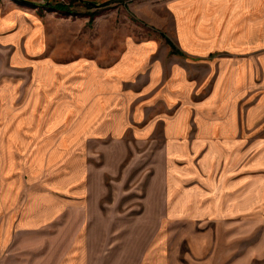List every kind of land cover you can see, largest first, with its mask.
Masks as SVG:
<instances>
[{
    "label": "rangeland",
    "instance_id": "rangeland-1",
    "mask_svg": "<svg viewBox=\"0 0 264 264\" xmlns=\"http://www.w3.org/2000/svg\"><path fill=\"white\" fill-rule=\"evenodd\" d=\"M171 1L0 0V14H18L22 21L9 24L19 22L27 38L37 29L45 48L43 57L53 53L57 67L80 59L109 64L115 58L112 63L119 61L129 44L152 43L160 49L169 45L168 51H162L166 57L180 53L174 47L178 45L175 31L180 21L175 11L180 0ZM183 21L189 22L187 18ZM4 49L0 48V264H155L157 253L162 252L165 264H196L200 256L195 252V236L204 228L198 225L195 206L142 203L145 177L162 159V147L140 146L129 135L123 144L106 139V147L94 141L68 146L73 141L66 139L70 133L63 125L67 116L46 114L44 102L37 104L35 112L31 109L36 102L22 95L30 92V84L8 70L11 49ZM230 53L215 51L210 58H186L188 64L200 61L202 65L190 66L183 101L195 107L211 100L218 104L213 107L223 109L235 91L241 97L232 101L243 121L259 91L246 97V88L249 91L253 86L241 67L246 64V50L236 56ZM227 60L239 61L241 66L235 71ZM217 70L223 75L216 83ZM55 85L59 91L68 83L52 87ZM212 90L214 96L210 97ZM166 93L165 89L164 96ZM258 149L246 144L219 146V166H227L230 156L245 155L246 171L250 170V164L258 161ZM74 169L83 171L82 191L54 187ZM69 203L77 205L67 206ZM245 234L246 254H253L250 264H264V206L246 211ZM208 247L209 251L210 243Z\"/></svg>",
    "mask_w": 264,
    "mask_h": 264
},
{
    "label": "crops",
    "instance_id": "crops-1",
    "mask_svg": "<svg viewBox=\"0 0 264 264\" xmlns=\"http://www.w3.org/2000/svg\"><path fill=\"white\" fill-rule=\"evenodd\" d=\"M178 6V45L173 44L181 54L169 57L162 53L170 49L169 45L163 44L160 49L152 43H139L129 44L114 63L116 58L109 64L80 59L76 64L57 67L58 58L53 53L43 57L45 48L37 29H32L28 38L22 34L18 14H0V48H10L13 53L6 60L8 70L30 84V92L22 95L36 102L31 109L35 112L37 104L44 102L46 114L67 116L68 122L63 125L70 133L66 139L73 141L68 146L94 141L106 147V139L123 144L129 135L140 146L162 147V159L145 177L142 203L195 206L198 225L204 228L195 236L199 264H250L253 254H246V211L252 206H264V0H180ZM15 20L19 22L9 24ZM245 50L246 64L241 66L234 60L226 63L234 70L241 66L246 81L253 84L251 90L246 88V97L259 91L249 103L243 121L232 101L241 97L235 91L223 109L213 107L218 104L211 100L195 107L183 101L190 66L202 65L200 61L188 64L186 58H210L215 51H229L230 56H236ZM220 72H215L216 83L223 75ZM58 82H67L68 86L56 91L58 87L52 86ZM172 91L178 95H171ZM213 94L214 90L210 97ZM159 100L161 105L154 108ZM245 144L260 152L250 170L246 171L245 155L230 156L227 166H219L222 161L217 147ZM208 147L210 152L203 154ZM80 171L67 173L65 180L54 187L82 191ZM73 204L67 206L77 205ZM165 257L163 252L157 253L155 264H165Z\"/></svg>",
    "mask_w": 264,
    "mask_h": 264
},
{
    "label": "trees",
    "instance_id": "trees-1",
    "mask_svg": "<svg viewBox=\"0 0 264 264\" xmlns=\"http://www.w3.org/2000/svg\"><path fill=\"white\" fill-rule=\"evenodd\" d=\"M111 1H121V0H111ZM172 51H174V50H172Z\"/></svg>",
    "mask_w": 264,
    "mask_h": 264
}]
</instances>
